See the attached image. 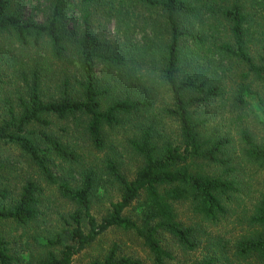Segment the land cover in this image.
Returning <instances> with one entry per match:
<instances>
[{"label":"trees","instance_id":"obj_1","mask_svg":"<svg viewBox=\"0 0 264 264\" xmlns=\"http://www.w3.org/2000/svg\"><path fill=\"white\" fill-rule=\"evenodd\" d=\"M45 2L40 22L23 16V0H0V37L8 36L29 54L27 63L15 62L17 76L8 92L16 100L3 96L0 101V143L18 148L38 177L56 185L73 206L61 217L58 232L36 238L41 264H75L77 254L112 228L135 231L154 264L173 259L165 247L167 235L184 251H196L201 242L198 223L182 221L175 204L189 203L196 217L217 224L226 213L223 197L240 192L233 175L237 163L230 151L232 141L227 135H206L203 109L226 95L225 75L231 67L242 68L243 79L252 75L264 82V0H118L116 13L126 24L124 34L133 19L142 20V13L149 17L144 20V42L128 36L114 45L94 28L97 8L112 16L106 8L110 2ZM69 15L75 28L69 27ZM257 31L262 35L259 49ZM1 62L0 57V69ZM98 64L103 66L101 74ZM248 87L244 80L234 87L235 104L246 102L243 93L250 92ZM160 94L168 103L161 114L177 121L178 139L160 135L155 119ZM132 117L143 123L128 142L140 163L129 178L115 158L100 165L88 152L106 149L107 130ZM70 118L79 121L77 136L54 123ZM241 137L245 159L264 167V143L247 129ZM5 169L0 158V178ZM104 175L117 185L120 198L99 220L93 205ZM6 181L0 179V224L24 227L36 222L43 193L39 181L28 176L16 195ZM249 222L251 228L232 246L223 242L193 264H218L221 258L230 264L250 259L264 264V195ZM14 243L0 232V264L26 263L24 254L29 260L34 257L29 242L21 255L14 252ZM230 252L235 259L228 257ZM84 264L142 262L119 255L113 247L101 259Z\"/></svg>","mask_w":264,"mask_h":264},{"label":"rangeland","instance_id":"obj_2","mask_svg":"<svg viewBox=\"0 0 264 264\" xmlns=\"http://www.w3.org/2000/svg\"><path fill=\"white\" fill-rule=\"evenodd\" d=\"M103 1L110 2L106 8L112 13V16L106 17L103 10L101 11L100 8H97V11H95L94 9L95 32L102 40L112 45L117 42L119 44L123 43L127 38L133 36L134 41H145L143 37L147 27L144 25V20L149 17L147 14L142 13V20L133 19L129 33L124 34L126 32V24L125 22H120L116 13L120 9L118 0ZM45 5V0H23V7L21 5L22 14L25 18L43 22L42 9ZM129 9L133 10L132 8ZM136 21L140 23V26L135 27ZM68 23L70 28H75L72 15H69ZM254 36L257 38L255 46L259 49L258 44L259 40L262 39V35L257 31ZM19 47L8 36L0 37V57L2 58L0 71L6 82V86L0 89V101L3 96L11 98L12 101L16 100L15 96L8 92V89H10L9 91L12 90L9 86H11V82L17 76V72L14 71L15 62L21 60L23 63H27L29 59V54L26 53L28 50L22 51ZM211 58L218 59L215 56ZM200 62L206 63L205 60ZM16 67L18 68V66ZM102 67L100 64L97 65V71L100 74L102 73ZM241 70L242 68L237 70L231 67L225 75L227 82L226 95L215 105L203 109L205 111L203 119L206 120L204 126L206 135H227L232 141L230 151L237 163L236 172L233 175L239 184L240 192L230 193L223 197L226 213L221 216L217 224L202 221L201 218L196 217L189 203H176L175 207L182 221L193 225L198 223L201 242L200 247L196 251L187 252L167 235L165 242L167 246L165 247L170 251L173 259L168 260L166 264H193L195 261L212 255L214 249L218 248L223 242H226L228 247L232 246L238 238L246 234L251 228L250 216L254 211L255 204L264 195V167L257 163L248 162L245 159L241 142V131L242 129H247L252 132L258 142L264 143V82L252 75H249L247 79H243ZM242 80L245 81L247 87L249 86L250 92L243 93L246 102L240 104L238 101L237 105L235 104V94H233L234 87H237V84ZM167 105L166 96L160 94L155 107V119L159 123L158 129L161 136L173 140L178 139L179 126L177 121L161 114ZM54 123L60 129H69L72 134L75 133L76 127L79 126V121L71 118L62 121L55 119ZM142 123V118L133 119L132 117L126 120L124 124L108 129L106 132L108 143L106 149L103 151L91 150L88 152V156H91L90 158L100 165H102L104 159L113 157L121 163L123 171L127 173V177L132 178L140 163L138 157L130 150L128 142L135 135L136 127ZM74 135L77 136V133ZM81 139L79 136V144L84 145V150L87 152L89 149ZM0 158L6 166L5 177L0 179L7 180L6 184L10 185L12 193L15 195L18 193L20 186L28 176L39 181L43 188L40 206L41 216L36 222L24 227L12 222L0 224V232L8 240L17 241V243L13 244L15 253L23 254V248H25L26 243H30L27 247L32 248L34 257L29 260L28 254H24L26 263L21 261L20 264H41L42 262L39 258L41 247L36 238L58 232L62 227L61 217L70 213L73 210V206L60 196L56 185L48 184L38 177V173L34 172L35 169L32 166L29 167L23 161L20 150L15 146L0 143ZM212 171L219 172L220 169L214 168ZM55 173L58 176H62L58 171ZM74 175L77 174L74 172ZM103 177L102 188L93 205V213L99 220L108 213L111 203L120 198L117 185L108 181L107 176L104 175ZM113 247L117 248L119 255L139 259L142 264H154L152 254L136 232L126 231L121 228L108 230L90 248L77 254L73 258L74 263L84 264L95 259H101ZM231 256L232 252L228 254V257L235 259V257ZM218 264L230 263L221 258ZM232 264L260 263L257 260L250 259L235 260Z\"/></svg>","mask_w":264,"mask_h":264}]
</instances>
